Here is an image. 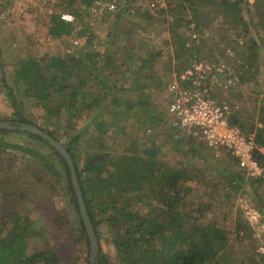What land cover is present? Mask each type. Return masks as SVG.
I'll return each mask as SVG.
<instances>
[{
  "label": "rangeland",
  "instance_id": "374dc122",
  "mask_svg": "<svg viewBox=\"0 0 264 264\" xmlns=\"http://www.w3.org/2000/svg\"><path fill=\"white\" fill-rule=\"evenodd\" d=\"M52 1L0 0V19H8L7 25L0 27V120L14 119L20 111L28 119H36L34 121L38 124L57 131V134L59 131L60 141L65 139L64 143L68 144L70 135H66V138L63 134L64 130H69L66 123L67 111L62 109L59 116L53 113L50 121L43 122L46 118L45 109L26 99L23 93L25 84L13 76V65L18 60L25 59L29 54L36 57L44 55L35 54L36 51L31 53L25 41L28 37L37 39L36 45H32L36 50L48 46L50 42L46 27L38 33L36 29L28 27V24L33 23L34 15L26 18L23 16L25 11L31 6L41 9V5H44V9H49ZM158 1L153 10L142 8L128 16L114 18L113 23L107 22L109 17L104 16L105 22L96 23L92 32V46L96 50L105 45L108 49H114L116 54L125 51L130 56L126 59L119 58L124 67L137 68L142 61V66H147L148 69L151 67L152 83L145 84L149 83V77L146 82L138 83L146 88L148 96L138 109L136 130L126 129L115 140H110L107 137L116 130L109 132L107 122L100 127V122L92 120L93 113L88 110V117L75 123L76 133L86 131L85 133L91 134L89 136H95L97 131L100 132L99 138L95 136L97 139L94 140V145L99 148L103 138L110 145L103 150L112 157L119 156L121 150L128 148L136 149L131 150L133 152L139 150L137 156L143 157L147 147H150L156 160L162 165L185 167L188 180L183 182L184 211L199 215L197 221L201 225L224 228L230 242L229 248L225 247L224 252L233 258L234 264L248 263L254 251L264 252V177L246 175L227 148L205 144L190 129H177L173 124L177 116L171 113L170 108L181 98V92L185 89L202 94L205 99L226 112L230 125L239 127L253 141L254 151L259 150L264 155V0H242L239 8H232L223 0ZM63 4L65 12H72L71 8L79 9L77 0H64ZM178 20L181 24H177ZM241 20L248 23L250 33L258 44L259 58L249 49L251 44L246 42ZM20 22L26 24L23 29L29 35L22 32L23 25H19ZM83 27L88 29L85 25ZM82 36L84 42L81 40V45L86 43L87 32ZM109 38L115 39L113 43H110L112 41ZM196 65L202 69L203 74L198 79L201 83L194 86L184 80L182 75ZM123 77L124 75L122 79L125 80ZM127 79L132 81L131 74L127 75ZM124 93H127L123 95L125 98L134 96L133 90ZM54 99L49 103V108L63 98L54 95ZM1 139L20 145H28V142L33 141L40 153L49 155L57 164L59 171L51 174L45 171L38 158L19 149L6 148L5 153L0 154V166H3L2 170L5 169L3 177L18 181L17 185L21 190L28 192L31 201L34 200L27 202L22 214L29 215L44 234L32 237L31 245L41 249L46 238L53 237L50 241L53 244H57L54 243L57 239H60V244L70 239L63 249H69L72 253L75 244L71 239V226L79 219V214L66 188L67 177L61 159L45 142L32 140L27 134L0 133ZM83 139L82 134L81 139L74 144V147L78 146L76 152L89 149L86 138L85 141ZM81 140L84 142L81 143ZM84 160L85 155L81 153V167ZM259 163L264 168V160ZM136 195L144 199V212L156 203L149 190L131 193V196ZM50 214L62 215L71 222H66L67 226L57 229L58 222H53ZM2 215L1 202L0 237L8 235L12 228V223L2 222ZM100 232L104 251L113 257L115 248L109 242V231L102 226Z\"/></svg>",
  "mask_w": 264,
  "mask_h": 264
},
{
  "label": "trees",
  "instance_id": "16d2710c",
  "mask_svg": "<svg viewBox=\"0 0 264 264\" xmlns=\"http://www.w3.org/2000/svg\"><path fill=\"white\" fill-rule=\"evenodd\" d=\"M223 1L228 2L232 8H239L238 6L242 4V0ZM72 2H76V0H72ZM77 2L79 9H71L78 16V20L68 22L60 18L53 21L48 32L54 38L71 36L76 26L78 37L87 32L88 37L84 45L86 46L89 42L87 47L90 45L91 47H88L87 52L83 51L81 60L86 59L90 64L85 67L88 69L94 65L92 62L95 60V56L98 59L100 55L99 53L96 55L91 49L94 48V46L92 47L94 44L92 32L97 24H90L84 11V6L90 5L92 0H77ZM32 14L35 13L32 12ZM113 20L114 18H109L107 22L113 23ZM241 23L245 29L246 42L251 44L249 47L251 53L253 52L259 58L258 44L250 33L248 23L244 20H241ZM177 24H181V21L178 20ZM78 25H85L88 29H84V27L79 29ZM109 41L113 43L114 38H109ZM14 65L13 76L17 81L25 84L23 93L26 99L35 102L37 107L45 109V111L42 109L44 118L46 117L43 122H47L53 113L59 116L62 109L67 111L66 123L69 128L65 126L71 131L64 130L63 134L70 135L71 139L68 144H65V139L60 141L62 139L59 131L57 134V131L38 124L34 121L36 119H28L20 111L14 119L0 120L3 123L18 125L17 129L4 127L0 128V133L2 135H8L11 132L27 134L32 140L43 141L53 149L61 159L62 168L67 177L66 188L72 203L78 210L79 219L74 221L71 226L73 234L71 239L75 244L72 253L69 249L68 251L63 249L66 243L71 241L70 239L63 244H60V239H57L54 242L57 244H53L50 241L54 238L51 237L45 239L46 243L41 249L32 246L30 239L34 236H42L44 232H41L40 227L35 225L29 215L22 214V209L27 202L31 203L34 200L31 201L28 192L21 190L17 185L18 181H10V177H3L5 169L2 170L3 166H0V170H2L0 171L2 222L12 223L10 233L0 237V264H234L233 258L224 252V248L230 246L227 231L216 225H201L197 221L199 215L197 216L191 211H184L183 182L188 180V171L185 167L162 165L156 160L150 147H147L143 157L137 156L139 150L133 152L131 150L136 149L129 150V148L121 150L122 153L119 156L112 157L103 150L110 147L103 138L100 140L99 148L94 145V140L97 139L95 136L99 138L100 132L96 130L98 134L95 136H89L91 134L85 133L86 131L76 133L77 124L75 123L82 118L83 110L86 108L82 101L89 92L77 90V86H81L84 78L80 72L73 75L79 83L71 88L69 84L70 70L67 69L68 63L65 58L45 54L36 57L29 54ZM142 65H144V61L140 64V66ZM54 95H58V98L62 96L63 99L49 108V103L55 100ZM22 123L39 128L48 136L61 142L63 146L65 145L71 153L79 185L99 240V246L95 252H91L90 239L81 216L68 163L55 146L43 136L34 131L20 130L19 125ZM82 134L83 140L85 141V138L87 140L89 149L85 152L79 151V153L75 150L78 146L74 147V144L81 139ZM67 136L66 138H68ZM27 144L20 145L1 139L0 154L5 153L6 148L19 149L38 158L44 165L45 171L51 174L59 171L53 159L47 154L40 153L34 147L33 141ZM133 147L136 148L135 145ZM81 153L85 155L83 167L79 162ZM255 158L262 162L264 155L261 151L256 150ZM144 190H149L152 193V200L156 201V206L153 205L147 212L143 211L144 199L139 195L131 196L132 192ZM151 203L149 204L151 205ZM46 211L48 212V209ZM51 216L53 222L55 220L58 222L57 229L63 228L64 225L67 226L66 222H71L64 219L62 215L52 214ZM102 226H105L110 233V240H107L115 248L113 257L107 255L102 247L100 232ZM91 255L94 256L93 262ZM242 264H264V252L254 251L250 255L248 263L243 262Z\"/></svg>",
  "mask_w": 264,
  "mask_h": 264
},
{
  "label": "crops",
  "instance_id": "0c3cea01",
  "mask_svg": "<svg viewBox=\"0 0 264 264\" xmlns=\"http://www.w3.org/2000/svg\"><path fill=\"white\" fill-rule=\"evenodd\" d=\"M63 2L64 0H53L51 2L52 7H49V9L47 8L48 11L47 9H44V5H41V9L34 8L33 6H31V8L27 9L26 11L22 9L25 11V15H23L24 17L28 18V16L34 15L33 23L28 24V27L36 29L35 31H37V33L38 31L42 32V29L44 30L46 27V35L50 40L48 46L36 50L35 48H32V45H36L37 39H35L33 36H30L25 40L26 45L28 46V49L31 51V53L32 51H36L37 53H34L38 55L45 54L65 58L68 63L67 69L70 70L71 78H69V84L71 85V88H74L75 84L79 83L73 75L77 72H80L84 78L81 86H77V90H85V93L89 92L88 96L82 101L86 108L83 110L81 119L83 120L84 118L88 117L87 111L89 110V113H93L92 120L95 122H100V127H102L107 122L109 124V126H107L109 132L116 130L115 133L107 137L110 140H115V137L117 135L119 136L120 133H123V131H126V129L136 130V126L138 125V109L143 105L145 101L144 98L148 96L145 92L146 88H142L138 85V83L146 82L147 77H149V83L145 84L150 85L152 83V70H150L151 67L150 69H148L147 66H138L137 68L124 67L121 65L123 62H120L119 58L126 59L130 56L126 54L125 51H123L122 54H116L114 49H108L104 45L101 48L98 47L97 50L95 48H91L93 49L92 51L96 53V55L98 53L100 55L98 56V59L97 56H95V60L92 62L94 65L92 67H89L88 69L85 68L90 64L86 61V59L81 60V58H83V51L87 52L88 47L87 44L86 46L83 44V48V45L80 44L81 40L84 42V39L82 36L78 37V33H76L77 26L71 36L54 38L48 32L49 26L53 24V21L59 20L63 17V14L66 13L63 8ZM32 12H34L36 15L32 14ZM44 13H47L48 15H44ZM57 16H59V18H57ZM23 22H26V20ZM23 22L19 23V25H23L21 29L22 32H24L23 28L26 25ZM7 23L8 19H0V27L7 25ZM44 23H46V26ZM82 27V25H78L79 29ZM29 34L30 33H25V35ZM34 35H36V33H34ZM34 39L36 41H34ZM149 52L151 51L149 50ZM120 55H122V57H120ZM32 56L34 55L32 54ZM105 58L107 59L104 60ZM147 70L150 71V73H144V71ZM128 73L131 74L132 81L127 79V75L130 76ZM123 75L125 80L122 79ZM139 76L140 82H138ZM131 85L134 86V89L131 88ZM128 90H133L134 96L129 95L128 98H125L126 96L123 95L127 93L124 92ZM132 126L134 127L133 129ZM119 128H122L123 130Z\"/></svg>",
  "mask_w": 264,
  "mask_h": 264
},
{
  "label": "built area",
  "instance_id": "2783aa9c",
  "mask_svg": "<svg viewBox=\"0 0 264 264\" xmlns=\"http://www.w3.org/2000/svg\"><path fill=\"white\" fill-rule=\"evenodd\" d=\"M158 2V0H92L90 5L84 6V11L90 24H96L104 21V16L122 18L142 8L153 10ZM62 18L68 22L78 20L74 13L68 11ZM202 74V69L196 65L194 69H188L182 78L196 86L201 83L198 79ZM181 95L170 108L171 113L177 116L173 123L177 129H190V132L205 144L227 148L238 160L240 168L246 175L264 177V168L254 157L253 141L249 140L239 127L230 125L222 108L212 104L202 94L193 93L189 89H185Z\"/></svg>",
  "mask_w": 264,
  "mask_h": 264
},
{
  "label": "water",
  "instance_id": "95a60500",
  "mask_svg": "<svg viewBox=\"0 0 264 264\" xmlns=\"http://www.w3.org/2000/svg\"><path fill=\"white\" fill-rule=\"evenodd\" d=\"M18 125H11L9 123H3L0 122V128H9V129H17ZM19 129L20 130H29V131H34L36 133H38L39 135L43 136L45 139H47L51 144H53L55 146V148L61 153V155L65 158L66 162L69 165V170L71 172V178H72V183L75 189V193L77 195V199H78V203L80 206V212H81V216L83 218L84 224L86 226V230L90 239V244H91V252H95L99 246V240L97 238L96 232H95V228L93 226V223L91 221V217L89 215L85 200H84V196L82 193V189L79 185V180H78V176L75 170V163L74 160L71 156V153L67 150L66 146L61 143L56 141L55 139H53L51 136H48L45 132H43L42 130H40L37 127H34L30 124H20L19 125ZM93 255H91V261L93 262Z\"/></svg>",
  "mask_w": 264,
  "mask_h": 264
}]
</instances>
